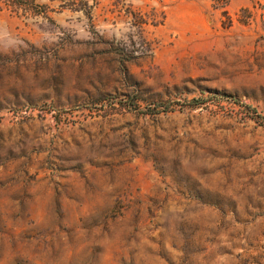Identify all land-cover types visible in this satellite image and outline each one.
Instances as JSON below:
<instances>
[{"label":"rangeland","instance_id":"374dc122","mask_svg":"<svg viewBox=\"0 0 264 264\" xmlns=\"http://www.w3.org/2000/svg\"><path fill=\"white\" fill-rule=\"evenodd\" d=\"M225 2L0 0V264H264V0Z\"/></svg>","mask_w":264,"mask_h":264},{"label":"trees","instance_id":"16d2710c","mask_svg":"<svg viewBox=\"0 0 264 264\" xmlns=\"http://www.w3.org/2000/svg\"><path fill=\"white\" fill-rule=\"evenodd\" d=\"M212 1H215V2H217V3L225 2V0H212ZM225 6H226V2L222 5V7H225ZM191 103H192V104H197V105L200 104V103H199V100H192Z\"/></svg>","mask_w":264,"mask_h":264}]
</instances>
